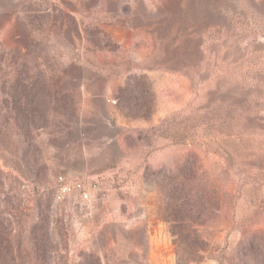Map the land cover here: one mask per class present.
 <instances>
[{"label":"rangeland","instance_id":"obj_1","mask_svg":"<svg viewBox=\"0 0 264 264\" xmlns=\"http://www.w3.org/2000/svg\"><path fill=\"white\" fill-rule=\"evenodd\" d=\"M0 237V264L264 249V0H0Z\"/></svg>","mask_w":264,"mask_h":264},{"label":"built area","instance_id":"obj_2","mask_svg":"<svg viewBox=\"0 0 264 264\" xmlns=\"http://www.w3.org/2000/svg\"><path fill=\"white\" fill-rule=\"evenodd\" d=\"M115 102L114 100L112 101ZM98 188L94 179L84 180L74 176L59 174L56 177V188L53 196L56 201H67V198L76 195L82 201L91 202L93 192Z\"/></svg>","mask_w":264,"mask_h":264},{"label":"trees","instance_id":"obj_3","mask_svg":"<svg viewBox=\"0 0 264 264\" xmlns=\"http://www.w3.org/2000/svg\"><path fill=\"white\" fill-rule=\"evenodd\" d=\"M1 240V237H0ZM2 255L0 251V256ZM240 264H264V249L249 247L247 249L246 260L241 261Z\"/></svg>","mask_w":264,"mask_h":264},{"label":"crops","instance_id":"obj_4","mask_svg":"<svg viewBox=\"0 0 264 264\" xmlns=\"http://www.w3.org/2000/svg\"><path fill=\"white\" fill-rule=\"evenodd\" d=\"M134 250H138L137 248H135ZM139 254H140V257H141V254H142V252H141V250L139 251ZM143 256V255H142ZM130 264H136V261H134V262H129Z\"/></svg>","mask_w":264,"mask_h":264}]
</instances>
